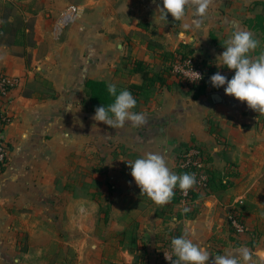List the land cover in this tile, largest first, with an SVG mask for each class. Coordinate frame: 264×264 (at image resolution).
Here are the masks:
<instances>
[{"label":"crops","instance_id":"crops-1","mask_svg":"<svg viewBox=\"0 0 264 264\" xmlns=\"http://www.w3.org/2000/svg\"><path fill=\"white\" fill-rule=\"evenodd\" d=\"M41 2L36 13L14 3L25 21L33 19L36 46L0 44V74L18 81L7 96L0 264H158L157 245L170 229L212 257L246 248L247 264H264V114L226 95L224 87H208L193 99L190 91L170 88L171 78L136 102L131 111L145 115L141 126L128 122L112 129L82 108L85 80L126 89L141 84L132 72L134 60L157 69L161 51L153 41L168 52L188 46L230 80L234 70L217 57L235 31L251 32L259 41L251 57L264 54V9L255 6L264 0H213L200 28L191 8L182 20L170 14L159 19L163 0ZM67 5L85 10L59 41L46 18ZM137 35L149 39L141 42ZM192 141L228 186L196 201L193 217L185 218L178 203L160 206L141 194L128 164L160 153L176 174L178 150ZM229 208L248 227L235 239L224 221Z\"/></svg>","mask_w":264,"mask_h":264},{"label":"clouds","instance_id":"clouds-1","mask_svg":"<svg viewBox=\"0 0 264 264\" xmlns=\"http://www.w3.org/2000/svg\"><path fill=\"white\" fill-rule=\"evenodd\" d=\"M213 4V0H163V7L157 5L159 19L167 20L170 14L174 20H182L186 10L193 9L196 17L193 23L200 28L201 19L205 17ZM224 51L217 57L229 70H234V76L229 80L219 71L210 77V83L215 88L224 87L225 94L236 100L246 103L254 112L264 114V54L251 57L249 54L259 47V41L254 34L248 31H235L224 42ZM198 80L202 79L199 73L192 71ZM108 92L115 97L113 104L107 108L101 105L95 109L93 119L102 122L112 129L123 128L130 122L138 127L146 123L143 113L131 111L136 107V99L128 90L117 95L114 84L108 85ZM131 176L139 187L141 194L146 195L157 205L164 206L171 203L178 186L182 192H187L196 184L195 174L185 173L177 175L169 168L163 154L148 152L143 157L128 164ZM189 209L185 208L184 212ZM171 248L177 259L172 264H244L250 260V253L246 248H239L236 254L216 255L212 257L209 251L194 243L185 235L174 237ZM165 255V259L170 258Z\"/></svg>","mask_w":264,"mask_h":264},{"label":"trees","instance_id":"trees-1","mask_svg":"<svg viewBox=\"0 0 264 264\" xmlns=\"http://www.w3.org/2000/svg\"><path fill=\"white\" fill-rule=\"evenodd\" d=\"M21 2L24 0H16ZM262 5L264 9V2H255L256 5ZM0 44L11 47L19 46L22 48H34L36 46L35 36H34V21L33 19L25 21L22 16L19 14L18 8L14 3H9L0 8ZM261 19L256 21V24H260ZM210 39L214 42L216 38L212 33H210ZM155 48L159 49L161 53L159 54L158 60L159 65L157 69L153 70L150 63H147L142 60H134L131 63L132 72L138 74L141 79L140 85H129L126 89L117 88V95L123 91L128 90L136 99V102L139 100H147L155 91L156 87L167 86V81L171 77V66L176 61H182L184 59H193L200 63L202 68V79L190 85L191 94L193 99H197L199 96L203 95L208 87H212L210 83V76L214 75L216 72H220L219 68L211 65L208 61L198 59L194 57L192 49L184 44H180L179 48L174 52L162 51L161 45L153 41L151 43ZM181 86L182 83L178 81L176 84ZM85 95L86 100L83 101L82 108L86 111L94 112L97 107L103 105L108 107L113 104L115 97L110 95L108 92V85L103 81L95 80H85ZM214 90H219L220 88L212 87ZM214 133V131H211ZM199 148L194 141L189 144H184L181 148ZM203 150V149H202ZM203 161L205 163H210V157L203 150ZM180 157L177 154L175 157V165L179 162ZM177 175H182L185 173L191 174L194 169L190 166L185 167L184 169H176ZM208 179L205 182L204 189H195L194 187L188 191V198L191 201V205L186 208L189 209L188 212H182L181 217L191 218L193 217L194 212V203L199 199H203L206 196L215 193L219 190H224L228 183L223 180L215 171L211 170L209 167L205 168ZM175 191L174 198L172 202L178 203L181 198L182 191L177 186ZM185 209V208H184Z\"/></svg>","mask_w":264,"mask_h":264},{"label":"built area","instance_id":"built-area-1","mask_svg":"<svg viewBox=\"0 0 264 264\" xmlns=\"http://www.w3.org/2000/svg\"><path fill=\"white\" fill-rule=\"evenodd\" d=\"M80 7L76 5H68L64 8L54 26V35L61 34L62 30L68 26H71L79 18ZM195 71L202 75V68L199 62L193 59H184L182 61H176L171 66V75L178 78L180 82L184 81L188 85L199 81L195 75L192 74ZM17 79L0 74V173L5 170L9 161V145L5 139L4 131L11 124V117L7 112V96L9 92L17 87ZM203 150L199 148H179L178 155L180 157L179 162L175 165V169H184L190 166L194 169L191 174L196 176V184L194 188L204 189L205 182L208 179L205 168L209 167V163L203 161ZM179 206L184 210L187 206L191 205V201L188 198V191L181 193V198L178 202ZM224 221L226 223L228 234L230 238H237L248 232V227L243 219V216L235 208L227 209ZM180 234L176 229H170L164 236V238L158 243L156 248V257L158 264H172V260L177 259L173 254L171 248V240L174 237H179ZM214 248L218 249L220 246L211 242ZM170 259L166 260L165 255Z\"/></svg>","mask_w":264,"mask_h":264},{"label":"rangeland","instance_id":"rangeland-1","mask_svg":"<svg viewBox=\"0 0 264 264\" xmlns=\"http://www.w3.org/2000/svg\"><path fill=\"white\" fill-rule=\"evenodd\" d=\"M42 0H24V1H21V2H17L16 0H0V8L5 5V4H8V3H18V7L24 11V12H27V13H36L37 11H39L40 9H42L44 6H43V3L41 2ZM68 6V5H67ZM66 6V7H67ZM63 10V9H62ZM61 10V11H62ZM84 10H85V7L83 6H80V15L79 17L81 18L82 15L84 14ZM59 11L56 15L54 16H51L49 15V17H47L46 19L50 22H52V34H54V26H55V22L60 14ZM175 21V20H174ZM70 28V26L64 28L61 32V34L57 35L58 37V40L61 41L63 40L64 36H65V33L66 31ZM148 36L146 35H137V40L139 41H148ZM211 77V76H210ZM172 79V81H174V83L172 85H170V88H176V89H183V91H191L190 89V85L186 84L184 81H182V85L181 86H178L176 85L179 81L178 78H175L174 76L171 75L170 77ZM169 78V80H170ZM212 86V85H211ZM213 87V86H212Z\"/></svg>","mask_w":264,"mask_h":264}]
</instances>
